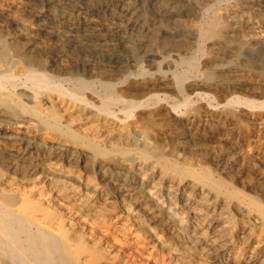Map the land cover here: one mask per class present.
I'll return each mask as SVG.
<instances>
[{
	"label": "rangeland",
	"instance_id": "obj_1",
	"mask_svg": "<svg viewBox=\"0 0 264 264\" xmlns=\"http://www.w3.org/2000/svg\"><path fill=\"white\" fill-rule=\"evenodd\" d=\"M220 1L215 0V4L213 5L215 10L221 11L231 6L237 0ZM4 2L7 5L6 7L4 6ZM154 2L155 0H150L146 5V13L148 15L153 13ZM229 2L232 4H229ZM0 4V20L2 19V21H0V55L3 48H7L5 49L7 53V63L6 65L0 63V71L6 70L5 73L9 72L7 74L16 77L14 82L0 78V92L5 89L8 92L10 91V93L18 94L20 92L18 89L21 86L30 87V84L25 81L24 77H21L25 73L28 60L30 61L31 58H35L44 61L47 66H50L48 70L50 72H55L53 74L51 73L52 77L49 78L50 84H52L51 87L49 86L46 92L44 91L41 93V104H36L35 108H39V111L42 108L41 113H45L46 111L41 117H47L48 119L55 117L57 122L62 125H59L60 130L56 131L50 127V125L46 126L37 122L36 116L33 115L32 111L20 108L18 110V108H16L18 112L16 116H19L21 119L23 118V122L10 127V132L18 135L17 137L5 139L2 137L3 131L1 130H3V124L0 118V203L5 204L4 209L0 211V240H2L0 241V264H91L85 260L86 258L83 251H79L73 246L68 245L63 239L62 234L69 235L72 229L78 235L82 236V248L87 251L91 250L89 252L92 254L94 252L97 264H111V262L112 264H264V177H262L264 176V158L258 162L255 160L254 162L252 161V163L255 164H251L247 168L246 166L248 165L239 163L232 168V171H234L232 172L233 174H229L230 177L221 170L224 160L219 166L214 163L209 165L210 163L206 164L203 163L204 160H201L204 156L209 157L211 151L217 150V142H219V139H224V137L225 139L226 137L230 138L234 136L237 131L239 132V130L240 135L237 138V143L239 147H241L240 151L252 155L255 153L253 155L255 156L259 151L264 150V131L261 132L262 134L260 133L261 135H251L248 132V127H246V122L242 120L243 118L237 117V119L235 118L237 124L235 121L232 122L233 124L229 122L221 128L218 132L219 134L215 133L219 136L218 140L217 138L215 139L212 134L206 133V137L201 138L200 144L198 143L191 147L190 150H176L169 154L170 145L165 143L159 149H149L148 153L150 155H148V157H143L138 151L141 149V146H127V144L117 140L114 132L111 133V135L103 131V127L106 124L103 115H97L93 112L95 118L91 117V111L87 107L78 105L73 100L69 99L70 97L73 98V95H75L74 97L82 98L85 102L87 101L86 103L97 108L99 106V100L107 102L110 99H117L119 95L122 98H125V96L127 97L124 91L133 85L132 82L143 77H154L159 73L158 70L161 72L169 70L173 72L175 76H180L181 78L185 77L184 79L187 84L193 83L194 81L197 82V80L207 81L208 83H214L217 80L220 82L231 80L233 82L238 79L242 80L244 86H240V89L236 88L235 90H231L229 92L230 94H227V97H229L228 99L232 97L234 100V106H232L229 111L237 112L238 114L240 105L251 104L250 106L264 107V13L260 14L259 18H257L260 26L258 25L257 28L243 33L237 40H234L236 42L232 41L233 43L231 42L230 45H226L220 51L216 43L218 41L205 34V24L211 17L209 11H204L205 13L203 12L202 18L200 17L197 20L200 33L197 34V36L183 38L176 35L174 38H164V36L155 34L153 36L152 34L140 35L127 28L126 30L122 22L118 18H115L117 16L112 7L111 10L109 7L108 11L101 8V10L87 9L86 6L89 5L88 0H0ZM113 14L114 16H112ZM88 24L89 26H87ZM199 26H201L202 29ZM96 30L101 32L99 37L95 34ZM103 31H106V33ZM178 37H180V39ZM9 48L10 50H8ZM49 48H51V51ZM7 50L9 52H7ZM173 54H176V56L180 55V57H182L181 55L187 58L191 57L192 59L191 61L189 60L188 62L182 63L176 59V56ZM155 62L159 64L156 63V65ZM220 62L222 64H220ZM165 63L167 64L165 65ZM63 67L67 69L68 72H61L62 74H60L58 69ZM116 67L118 68L116 69ZM51 68H53V70ZM175 68H177V70ZM213 69L216 70L214 71ZM107 74H109V76ZM18 75L20 77H18ZM71 77L72 79H70ZM79 81L84 83L80 85ZM106 83L116 84L117 89L120 88L119 90H123V93H119L117 89H114V91L113 89H108L104 85ZM15 85L16 87L18 85L17 89ZM90 85L91 87H89ZM75 87H77L78 90ZM257 87L260 88L257 89ZM91 90L97 95L98 100L92 101L88 98L89 94L87 93L92 92ZM159 90L160 89H155L154 91L161 95L164 94L167 101L169 100L168 102L170 103L177 102L176 104H181L183 99H187L185 104H182L183 107L180 105L179 109L176 110L178 116L184 115L189 107H192V105L197 102L196 98L190 97L192 92L186 88L183 90L184 94H179L180 96L172 91L163 93ZM252 91H255V93ZM57 92L59 93L57 94ZM196 92L203 95V99L206 103H211L213 105L217 100H220L219 98L222 96L218 93H210L203 88L197 89ZM185 95H189L190 99L186 98ZM131 98H142V95L135 94L133 97L131 96ZM23 103L25 102L23 101ZM235 104L237 105L235 106ZM221 109L222 108H219L218 111H225L224 109L220 111ZM1 110H3L2 105H0V111ZM108 110L113 112L116 117L120 119L124 118L127 123L132 121V115L129 116L131 119L125 116L122 114L119 107L109 106ZM77 112L80 114V117L76 116ZM23 113L28 117L24 116ZM83 116L87 118H83ZM101 117H103L102 120ZM236 128L238 129L236 130ZM132 130L128 129L129 133L134 135L136 132ZM73 132L75 133L73 134ZM167 139L168 138L165 137V140ZM24 140L26 141L24 142ZM44 141L46 143L52 141L61 142L69 152L71 151L70 153H72V155H69V152L67 154H60L53 150H49L45 147ZM204 145L208 146L205 147ZM242 147L244 148L242 149ZM228 148L227 146L224 150L225 152L223 151L222 154L228 152ZM218 152L219 150L216 155ZM155 153L158 154L156 157L153 156ZM219 153H221V151ZM225 161H228L227 164L232 166L233 162L230 157L225 158ZM107 166H110V168L105 171L106 175L102 177L103 170ZM190 168L195 172L193 170L192 172ZM246 172H250V174L245 176ZM51 173H53V175ZM217 173L218 175H216ZM237 174H239L240 177ZM46 176H48L49 179H46ZM139 176H141L142 179ZM224 176L228 178L224 179ZM213 181L215 184L222 182V184H220V186H222H219V189L216 188L213 186ZM255 181H257V183ZM110 182L112 183L110 184ZM260 183H262V185ZM246 185H250L251 187ZM57 187L63 189L60 195L54 192ZM223 189H226V192ZM247 193H249V195ZM55 194L56 197L54 196ZM134 198L139 201H135ZM260 201L263 202L261 203ZM146 206L147 209L152 210V212L150 211L151 214L143 213ZM164 208L171 209L172 218L175 220L173 221V219H171L172 224H169L170 220L167 219V216L164 214ZM212 208L213 210H211ZM260 208L263 209L261 210ZM159 209H161L162 212L161 210L159 211ZM11 214H13V216ZM211 216L216 217H214V219ZM220 216L224 227L221 235L216 232L219 227L217 218ZM156 217L158 219H156ZM45 223H50L51 225L48 226V224L45 225ZM177 223H181L182 225L180 224L178 226ZM58 230L61 231V235ZM177 231L179 233H176ZM11 233L13 235H10ZM4 234L8 235L4 238ZM157 240L158 242H156ZM13 242L18 244L20 251L14 250ZM66 249L71 252H68ZM210 249H212V251ZM35 250L40 251V254L36 255L34 253L36 252ZM27 252L28 255L26 254Z\"/></svg>",
	"mask_w": 264,
	"mask_h": 264
},
{
	"label": "bare ground",
	"instance_id": "obj_2",
	"mask_svg": "<svg viewBox=\"0 0 264 264\" xmlns=\"http://www.w3.org/2000/svg\"><path fill=\"white\" fill-rule=\"evenodd\" d=\"M18 1V0H17ZM33 1V0H32ZM40 1V0H39ZM87 1V0H86ZM220 1V0H219ZM227 1V0H226ZM236 1V0H234ZM2 2V1H1ZM8 2V1H7ZM80 2V1H79ZM89 5H87V9L91 8V9H106L108 11L109 7L111 10V7L114 9V13L118 18L122 24L123 27L125 26V29L127 28L128 30H131L132 32L138 33L140 35L143 34H152V36L155 35H160V36H164V38H174V36L178 35L181 36L183 38H187V37H192V36H197V34L199 33V29L197 26V20L202 16L204 11H209L211 13V17L207 20L205 27H206V32L205 34L207 36H209L210 38H215L217 44H218V49H221L223 47H225L226 45H230V43L234 40H237L240 36L243 35V33H247L248 31L257 28L259 24V21L257 18H259L260 14L264 13V0H237L235 3H230L232 4L231 6L218 11L215 10L213 5L215 4V0H155L154 5H153V13L148 15L146 13V5L150 2V0H88ZM221 2V1H220ZM5 3V2H4ZM87 4V3H86ZM223 4V3H222ZM1 5V4H0ZM218 5V3H217ZM221 5V4H220ZM4 6L6 7V3L4 4ZM228 6V5H227ZM1 7V6H0ZM219 7V6H218ZM221 7V6H220ZM223 8V7H222ZM8 9V7H7ZM6 9V10H7ZM26 9V8H25ZM24 9V10H25ZM85 9V10H87ZM100 9V10H101ZM4 10V9H2ZM1 10V11H2ZM16 10V8H15ZM149 10V9H148ZM17 11V10H16ZM80 11V10H79ZM91 11V10H90ZM95 11V10H94ZM106 11V12H107ZM11 12V10H10ZM34 12V11H33ZM1 13V12H0ZM39 13V12H38ZM86 13V12H85ZM100 13V12H99ZM112 13V12H111ZM150 13V12H149ZM205 13V12H204ZM8 14V13H7ZM6 14V15H7ZM22 16V15H21ZM30 16V15H29ZM114 16V14L112 15ZM110 16V17H112ZM8 17V16H7ZM77 17V16H76ZM86 17V16H85ZM206 17V16H205ZM208 17V16H207ZM263 17V16H262ZM10 18V17H9ZM20 18V17H19ZM88 18V17H87ZM114 18V17H113ZM202 18V17H201ZM22 19V18H21ZM117 19V20H118ZM18 20V19H17ZM30 20V19H29ZM82 20V19H81ZM110 20V19H109ZM2 21V19L0 20ZM88 21V20H87ZM203 21V20H202ZM205 21V20H204ZM98 22V21H97ZM6 23V22H5ZM21 23V22H20ZM83 23V22H82ZM87 23V22H86ZM120 23V22H118ZM201 23V22H200ZM23 25V24H22ZM114 25V24H113ZM202 25V24H201ZM26 26V25H25ZM89 26V24L87 25ZM92 26V25H90ZM95 26V25H94ZM117 26V25H116ZM264 26V25H263ZM7 27V26H6ZM201 27V26H199ZM3 28V26H2ZM1 28V29H2ZM126 29V30H127ZM202 29V27H201ZM264 29V28H263ZM105 30V29H104ZM122 30V29H120ZM119 30V31H120ZM114 31V30H113ZM112 31V32H113ZM117 31V30H116ZM115 31V32H116ZM202 31V30H201ZM259 31V30H258ZM27 32V31H26ZM104 33H106V31H103ZM127 32V31H126ZM28 33V32H27ZM34 33V32H32ZM36 33V32H35ZM108 33V32H107ZM95 34L98 35V37L101 35L100 31H95ZM117 34V33H116ZM203 34V33H202ZM263 34V33H262ZM28 35V34H27ZM78 35V34H77ZM19 36V35H18ZM91 36V35H90ZM39 37V35H38ZM92 37V36H91ZM132 37V36H131ZM135 37V36H134ZM144 37V36H143ZM157 37V36H156ZM5 38V37H4ZM32 38V37H30ZM133 38V37H132ZM136 38V37H135ZM154 38V37H153ZM158 38V37H157ZM180 39V37H178ZM199 38V37H198ZM242 38V37H241ZM256 38V37H254ZM94 39V37H93ZM251 39V38H250ZM15 40V39H14ZM23 40V39H22ZM32 40V39H31ZM76 40V39H75ZM133 40V39H132ZM137 40V39H136ZM146 40V39H145ZM152 40V39H151ZM176 40V39H174ZM189 40V39H187ZM259 40V39H258ZM30 41V40H29ZM42 41V40H41ZM141 41V40H140ZM153 41V40H152ZM155 41V40H154ZM162 41V40H161ZM177 41V40H176ZM191 41V40H190ZM243 41V40H242ZM3 42V41H2ZM9 42V41H8ZM27 42V41H26ZM31 42V41H30ZM38 42V41H37ZM49 42V41H48ZM57 42V41H56ZM115 42V41H114ZM144 42V41H143ZM178 42V41H177ZM181 42V41H180ZM194 42V41H193ZM236 42V41H234ZM24 43V42H23ZM28 43V42H27ZM26 43V44H27ZM73 43V42H72ZM117 43V42H116ZM125 43V42H123ZM137 43V42H136ZM186 43V42H185ZM198 43V40H197ZM197 43L195 42V44L197 45ZM214 43V42H213ZM212 43V44H213ZM233 43V42H232ZM254 43V42H253ZM4 44V43H3ZM11 44V43H10ZM15 44V43H14ZM159 44V43H157ZM162 44V43H161ZM167 44V43H166ZM171 44V43H170ZM176 44V43H175ZM178 44V43H177ZM187 44V43H186ZM199 44V43H198ZM235 44V43H234ZM238 44V43H236ZM246 44V43H245ZM248 44V43H247ZM256 44V43H255ZM18 45V44H17ZM50 45V43H49ZM59 45V43H58ZM84 45V44H83ZM87 45V44H86ZM107 45V44H106ZM123 45V44H122ZM188 45V44H187ZM190 45V44H189ZM232 45V44H231ZM239 45V44H238ZM237 45V47H238ZM254 45V44H253ZM258 45V43H257ZM2 46V45H1ZM15 46V45H14ZM46 46V45H45ZM85 46V45H84ZM89 46V45H88ZM124 46V45H123ZM157 46V45H156ZM210 46V45H209ZM240 46V45H239ZM248 46V45H247ZM25 47V46H24ZM81 47V46H80ZM149 47V46H148ZM169 47V46H168ZM176 47V46H175ZM186 47V46H185ZM199 47V46H198ZM228 47V46H227ZM90 48V47H89ZM124 48V47H123ZM189 48V47H188ZM216 48V46H215ZM230 48V47H229ZM239 48V47H238ZM242 48V47H240ZM261 48V47H260ZM5 49L7 48H3V51L1 52L0 55V63H2V65H6L7 63V53L5 51ZM17 49V48H16ZM20 49V48H19ZM18 49V50H19ZM51 48H49L50 50ZM58 49V48H57ZM175 49V48H174ZM185 49V48H184ZM252 49V48H251ZM10 50V48L8 49ZM7 50V52H9ZM12 50V49H11ZM25 50V48H24ZM37 50V49H36ZM39 50V49H38ZM42 50V49H41ZM103 50V49H102ZM178 50V49H177ZM244 50V49H243ZM254 50V49H252ZM16 51V50H15ZM51 51V50H50ZM56 51V50H55ZM78 51V50H77ZM83 51V50H82ZM91 51V50H90ZM105 51V50H104ZM109 51V50H108ZM112 51V50H111ZM120 51V50H119ZM181 51V50H180ZM212 51V50H211ZM236 51V50H235ZM247 51V50H246ZM261 51V50H260ZM17 52V51H16ZM60 52V51H59ZM84 52V51H83ZM102 52V51H101ZM173 52V51H171ZM185 52V51H184ZM240 52V51H239ZM238 52V53H239ZM23 53V52H22ZM31 53V52H30ZM52 53V52H51ZM156 53V51H155ZM183 53V52H181ZM195 53V52H193ZM258 53V52H257ZM15 54V53H13ZM20 54V53H19ZM29 54V51H28ZM179 54V53H178ZM184 54V53H183ZM189 54V53H188ZM220 54V53H219ZM10 55V54H9ZM18 55V54H17ZM22 55V54H21ZM176 56V54H173ZM261 55V54H260ZM263 55V54H262ZM153 56V55H152ZM166 56V55H165ZM182 57L176 56L175 58L178 59L180 62L185 63L188 62L189 60L191 61V57L187 58V57H183V55H181ZM211 56V55H210ZM17 57V56H14ZM36 57V56H35ZM43 57V56H42ZM171 57V56H170ZM193 57V56H192ZM195 57V56H194ZM197 57V56H196ZM212 57V56H211ZM224 57V56H222ZM221 57V58H222ZM21 58V57H18ZM17 58V59H18ZM59 58V57H58ZM161 58V57H160ZM210 58V57H209ZM30 59V58H29ZM39 59V58H38ZM47 59V58H46ZM164 59V58H163ZM162 59V60H163ZM173 59V57H172ZM207 59V58H206ZM213 59V58H212ZM16 60V59H15ZM26 60V58H25ZM48 60V59H47ZM175 60V59H174ZM109 61V60H108ZM113 61V60H112ZM157 61V60H156ZM213 61V60H212ZM211 61V62H212ZM215 61V60H214ZM25 62V61H24ZM27 62V61H26ZM71 62V61H70ZM169 62V61H168ZM174 62V61H173ZM197 62V61H196ZM116 63V62H115ZM157 62H155L156 64ZM227 63V62H226ZM75 64V63H74ZM159 64V63H157ZM156 64V65H157ZM167 63H165L166 65ZM190 64V62H189ZM197 64V63H196ZM211 64V63H210ZM214 64V63H213ZM220 64H222L220 62ZM25 65V64H24ZM59 65V64H58ZM180 65V64H178ZM225 65V63H224ZM170 66V65H168ZM183 66V65H182ZM207 66V65H206ZM210 66V65H209ZM212 66V64H211ZM223 66V65H222ZM226 66V65H225ZM231 66V65H230ZM2 67V66H1ZM5 67V66H4ZM156 67V66H155ZM158 67V66H157ZM160 67V66H159ZM188 67V66H187ZM236 67V66H235ZM7 68V67H5ZM48 68H50V66H47L46 63L44 61L41 60H37L35 58H31L30 61L28 60V63L26 65V69H25V73L21 76L24 77L25 81L28 82L30 84V87L27 88V86H21L18 90H20V92L18 94H14V93H10V91H6L5 89L2 90L1 88V92H0V105H2L3 110L0 111V118H1V122L3 124V131L2 132V137L5 139H12L17 137L18 135L13 134L12 132H10V127L13 125H16L18 123H22L23 122V118H19V116L17 117L16 114L18 113L16 111V108L20 109H25V110H30L32 111L33 115L36 116V120L37 122L44 124L46 126L50 125V127H52L54 130L59 131L60 127L57 120L54 118L52 119H45L43 117H41V115H44L46 113H41V109L40 111L38 109L35 108L36 104H41V93H43L44 91L46 92V90L49 88V86L51 87L52 84H50L51 82L49 81L52 77L51 73L53 74L54 72L52 71L53 68H51L50 70L52 72H50L48 70ZM84 68V67H83ZM118 67H116L117 69ZM164 68V67H163ZM209 68V67H208ZM213 68V67H210ZM240 68V67H239ZM111 69V68H110ZM174 69V68H172ZM171 69V70H172ZM177 70V68H175ZM249 69V68H248ZM92 70V69H91ZM152 70V69H151ZM154 70V67H153ZM175 70V71H176ZM214 70V69H213ZM216 70V69H215ZM214 70V71H215ZM219 70V69H218ZM6 71V70H5ZM4 70L0 71V78H4L7 79L11 82H14L16 80V77L11 75V74H7L5 73ZM9 71V70H8ZM50 73H48V72ZM156 71V70H155ZM213 71V72H214ZM245 71V70H244ZM58 72H60V74L62 73H66L68 72L67 69L61 68L58 69ZM62 72V73H61ZM145 72V71H144ZM159 73H157L156 76H149V77H143L140 78L139 80L132 82L133 85L127 89L126 91H124V93L127 94V97L125 96V98H122L120 95L117 97V99H110L107 102H102L99 100V106L97 108H95L92 105H89L88 103H86L84 101V99L82 98H78V97H74L75 95H73V98H69L71 100H73L76 104L78 105H83V107H87L91 112H90V116L95 118V115L93 112H95V114H99V115H103L105 117V126L103 127V131L106 134H111L114 132V135L116 136L117 140L127 144V146H141V149L138 150L140 155L143 157H148V155H150L148 153L149 149H159L161 148L165 143H168L170 145V153L177 151H187L190 150L191 147L197 145L201 138H205L206 137V133H210L214 136V138L217 140L219 139V136L216 135L215 133H218L221 128H223V126L229 122H234L235 118L237 119V117H242L249 129V133L253 136H257L258 134H260L261 132L264 131V107H258V106H250V105H240L239 110H238V114L237 112H232L229 111L231 109L232 106H234V100L231 97L230 99H228L229 97H227V94L231 91V90H235L236 88L240 89V86H244L242 83V80H235L232 82L231 81H225V82H220V81H216L214 83H208L207 81H198L197 82H193L190 84H187L185 82V77L181 78L180 76H175L173 74V72H170L169 70L161 72L160 70H158ZM188 72V71H187ZM186 72V73H187ZM195 72V71H194ZM220 72V71H219ZM222 72V71H221ZM150 73V71H149ZM153 73V72H152ZM176 73V72H175ZM184 73V72H183ZM197 73V72H196ZM215 73V72H214ZM239 73V72H238ZM15 74V73H14ZM18 74V73H17ZM110 74V73H109ZM109 74H107L109 76ZM117 74V73H116ZM139 74V73H138ZM136 74V75H138ZM144 74V73H143ZM146 74V73H145ZM223 74V73H222ZM235 74V73H234ZM105 75V74H104ZM148 75V74H146ZM182 75V74H181ZM198 75V74H197ZM229 75V74H228ZM116 76V75H115ZM132 76V75H131ZM143 76V75H142ZM141 76V77H142ZM213 76V75H212ZM215 76V75H214ZM235 76V75H233ZM239 76V75H238ZM245 76V75H244ZM247 76V75H246ZM250 76V75H249ZM18 77H20L18 75ZM58 77V76H57ZM130 77V76H129ZM134 77V76H133ZM139 77V76H138ZM222 77V76H221ZM220 77V78H221ZM64 78V77H63ZM237 78V77H236ZM262 78V77H261ZM68 79V78H67ZM72 79V77L70 78ZM127 79V78H126ZM184 79V80H183ZM200 79V78H199ZM216 79V78H215ZM223 79V78H222ZM228 79V78H227ZM245 79V78H244ZM1 80V79H0ZM3 80V79H2ZM21 80V79H20ZM19 80V81H20ZM108 80V78H107ZM117 80V79H116ZM122 80V79H121ZM133 80V79H132ZM187 80V79H186ZM211 80V79H210ZM221 80V79H220ZM229 80V79H228ZM246 80V79H245ZM260 80V79H259ZM4 81V80H3ZM18 81V82H19ZM73 81V80H72ZM71 81V82H72ZM77 81V80H75ZM84 81V80H83ZM112 81V80H110ZM130 81V80H129ZM248 81V80H247ZM256 81V80H254ZM262 81V80H261ZM6 82V81H5ZM68 82V81H67ZM118 82V81H117ZM125 82V81H124ZM128 82V81H127ZM260 82V81H259ZM258 82V83H259ZM17 83V82H16ZM76 83V82H75ZM84 82L79 81V84H83ZM121 83V81H120ZM245 83V82H244ZM252 83V82H251ZM262 83V82H260ZM259 83V84H260ZM264 83V82H263ZM7 84V83H6ZM59 84V83H58ZM65 84V83H64ZM78 84V83H77ZM248 84V83H247ZM258 84V85H259ZM55 85V83H54ZM102 85V84H101ZM108 89L114 91V89H117V85L116 84H111V83H106L104 84ZM124 85V84H122ZM256 85V84H255ZM16 87V85H15ZM18 87V85H17ZM16 87V89H17ZM91 87V85L89 86ZM116 87V88H115ZM246 87V85H245ZM7 88V87H6ZM77 90L78 88L75 87ZM82 88V87H81ZM100 88V87H99ZM184 88L188 89L190 92H192V95L190 96L191 98H196L197 102L194 103V105H192V107H189L188 111L182 115V116H178L176 114V110L179 109L180 105L181 107H183V105L185 104L187 99H183L182 103H170L167 101L166 96L163 94H158L156 93L154 90L155 89H160L159 91L167 92V91H172L177 93V95L182 94ZM199 88H203L206 91L210 92V93H218L219 95H222L221 98H219L220 100H217L214 105L211 103H206L203 99V95L201 93L196 92L197 89ZM250 88V87H248ZM252 88V87H251ZM254 88V87H253ZM260 87H257V89ZM12 89V88H10ZM55 89V88H54ZM86 89V87H85ZM88 89V88H87ZM90 89V88H89ZM103 89V88H102ZM106 89V88H104ZM120 88H118L117 90H119ZM123 89V88H122ZM244 89V88H243ZM263 89V87H262ZM15 90V89H12ZM57 90V88H56ZM58 90H59V85H58ZM63 90V89H62ZM60 90V91H62ZM83 90V89H82ZM81 90V91H82ZM93 90V89H92ZM91 90V91H92ZM247 90V89H246ZM250 90V89H249ZM255 90V89H254ZM51 91V90H50ZM59 91V92H60ZM104 91V90H102ZM112 91V92H113ZM123 91V90H122ZM121 90H119V93H123ZM256 91V90H255ZM255 91H252L253 93H255ZM262 91V90H261ZM49 92V91H47ZM56 92V91H55ZM57 92V94L59 93ZM68 92V91H66ZM88 92V91H87ZM96 92V91H95ZM105 92V91H104ZM117 92V93H118ZM17 93V92H16ZM50 93V92H49ZM62 93V92H61ZM109 93V92H108ZM107 93V94H108ZM204 93V92H203ZM234 93V92H233ZM240 93V92H239ZM244 93V92H243ZM258 93V91H257ZM69 94V93H67ZM89 94L90 100L92 101H96L98 100L97 95L92 91L87 93ZM135 94H141L142 98H137V99H133L131 98V96L133 97ZM168 94V93H167ZM184 94V93H183ZM207 94V93H206ZM205 94V95H206ZM230 94V93H229ZM63 95V94H62ZM66 95V94H65ZM64 95V97H65ZM80 95V94H79ZM102 95V94H101ZM190 95V94H189ZM186 96V98L190 99V97ZM209 95V94H208ZM215 95V94H214ZM69 96V95H67ZM111 96V95H110ZM174 96V95H173ZM172 96V97H173ZM180 96V95H179ZM236 96V95H235ZM263 96V95H262ZM184 97V96H183ZM215 97V96H214ZM62 98V97H61ZM178 98V97H177ZM185 98V97H184ZM206 98V96H205ZM213 98V97H212ZM217 98V99H218ZM236 98V97H235ZM49 99V98H48ZM51 99V98H50ZM56 99V98H55ZM193 100V99H192ZM191 100V102H192ZM23 101L25 103H23ZM52 101V100H51ZM181 101V100H180ZM214 101V100H213ZM237 101V100H236ZM244 102V101H243ZM53 103V102H52ZM190 103V102H189ZM253 103V102H252ZM255 103V102H254ZM259 103V102H258ZM43 104V103H42ZM54 104V103H53ZM183 104V105H182ZM257 104V103H256ZM263 104V103H262ZM52 105V104H51ZM73 105V104H72ZM188 105V104H187ZM237 104H235L236 106ZM54 106V105H53ZM52 106V108H53ZM109 106H115V107H119L120 111L122 112V114H124L125 116L129 117L130 115H132V121L130 123H127L126 120L124 118L120 119L118 117L115 116V114L111 111L108 110ZM55 108V106H54ZM53 108V109H54ZM82 108V107H81ZM222 108L225 111L224 112H219L218 109ZM181 109V108H180ZM184 109V108H183ZM222 109L220 111H222ZM238 109V108H237ZM67 110V109H66ZM82 110V109H81ZM88 110V111H89ZM66 112V111H65ZM69 112V111H68ZM185 112V110H184ZM27 113V112H26ZM55 113V112H54ZM117 113V112H116ZM120 113V112H119ZM118 113V114H119ZM31 114V113H30ZM29 114V115H30ZM56 114V113H55ZM121 114V113H120ZM24 115V113H23ZM22 115V117H23ZM27 116V115H24ZM47 116V115H46ZM56 116V115H55ZM77 117H80V114L77 112L76 114ZM82 116V115H81ZM28 117V116H27ZM72 117V116H71ZM86 117V116H85ZM83 116V118H85ZM97 117V116H96ZM31 118V117H30ZM75 118V117H74ZM82 118V119H83ZM87 118V117H86ZM130 118V117H129ZM72 119V118H71ZM78 119V118H77ZM103 119V117H101V120ZM131 119V118H130ZM75 120V119H74ZM73 120V121H74ZM99 120V118H98ZM239 120V119H238ZM30 121V120H29ZM91 121V119H90ZM128 121V119H127ZM241 121V120H240ZM76 122V121H75ZM92 122V121H91ZM82 123V122H81ZM97 123V122H96ZM236 123V121H235ZM242 123V122H241ZM63 124V123H62ZM84 124V122H83ZM233 124V123H232ZM237 124V123H236ZM30 125V124H29ZM91 125V123H90ZM93 125V124H92ZM229 125V124H228ZM27 126V125H26ZM62 126V125H61ZM65 126V125H64ZM67 126V125H66ZM83 126V125H82ZM88 126V125H87ZM240 126V125H239ZM245 127V128H246ZM226 128V127H225ZM65 129V128H64ZM88 129V128H87ZM128 129H133L136 133L134 135H132L131 133H129ZM238 128H236L237 130ZM242 129V128H241ZM247 129V130H248ZM67 130V128H66ZM69 130V127H68ZM84 130V129H83ZM132 130V131H133ZM235 130V131H236ZM243 130V129H242ZM63 131V130H62ZM93 131V130H92ZM226 131V130H225ZM72 132V131H71ZM94 132V131H93ZM131 132V131H130ZM223 132V130H222ZM231 132V131H230ZM233 132V131H232ZM16 133V132H15ZM75 132H73L74 134ZM242 133V132H241ZM93 134V133H92ZM131 134V135H130ZM219 134V133H218ZM245 134V133H244ZM262 134V133H261ZM260 134V135H261ZM112 135V134H111ZM226 135V134H225ZM240 135V130L239 132L237 131V133L228 138L224 137V139H219L217 142L218 146H217V150H213L211 151L210 156H204L202 157L201 160H204L203 163H210L209 165H211V163L216 164L217 166H219V164L221 165V162L224 160V164L223 166H221V170L225 173V174H231L232 168H234L235 166H237L239 163L242 165H248L246 166L249 167V165L251 164H255L252 163V161L254 162V160L256 162L260 161L261 159L264 158V150L261 151H257L258 154L253 156L255 153L250 154V153H244L240 151L239 144L237 143V138ZM76 136V135H75ZM108 136V135H107ZM212 136V138H213ZM218 136V137H216ZM243 136V135H241ZM65 137V136H64ZM79 137V135H78ZM165 137H167L168 139L165 140ZM210 137V135H209ZM223 137V136H222ZM246 137V136H245ZM259 137V136H258ZM23 138V137H22ZM82 138V137H81ZM86 138V137H85ZM248 138V137H247ZM246 138V139H247ZM264 138V137H263ZM112 139V138H111ZM259 139V138H258ZM262 139V138H261ZM260 139V140H261ZM84 140V139H83ZM213 140V139H212ZM244 140V139H243ZM252 140V139H251ZM257 140V139H256ZM21 141V139H20ZM26 140H24L25 142ZM86 141V139H85ZM167 141V142H166ZM204 141V140H203ZM262 141V140H261ZM45 142V141H44ZM109 142V141H108ZM114 142V141H113ZM208 142V141H207ZM210 142V141H209ZM239 142V141H238ZM264 142V141H263ZM91 143V142H90ZM110 143V142H109ZM116 143V142H115ZM205 143V141H204ZM213 143V142H212ZM246 143V142H245ZM18 144V143H17ZM45 147L49 150H53L56 153H60V154H64V153H68L69 150L61 143V142H49V143H44ZM200 144V143H199ZM251 144V143H250ZM249 144V145H250ZM92 145V144H91ZM104 145V144H103ZM109 145V144H108ZM212 145V144H211ZM256 145V144H255ZM263 145V144H262ZM126 146V145H125ZM205 146V145H204ZM208 146V145H207ZM205 146V147H207ZM227 146L229 147V151L222 154V152L225 150V148H227ZM247 146V145H246ZM96 147V146H95ZM211 147V146H209ZM208 147V148H209ZM214 147V146H213ZM252 147V146H251ZM102 148V145H101ZM107 148V147H106ZM124 148V147H123ZM136 148V147H135ZM199 148V147H198ZM244 147H242L243 149ZM250 148V147H249ZM126 149V148H125ZM131 149V148H130ZM214 149V148H212ZM95 150V149H94ZM103 150V149H102ZM108 150V149H107ZM119 150V149H118ZM127 150V149H126ZM209 150V149H208ZM219 150V152L221 151V153L218 152V154L216 155L217 151ZM256 150V149H255ZM136 151V150H135ZM71 152V151H70ZM68 153L69 155H72V153ZM77 152V151H76ZM79 152V151H78ZM104 152V151H103ZM107 152V151H106ZM151 152V151H150ZM208 152V151H206ZM225 152V151H224ZM246 152V151H245ZM253 152V150H252ZM7 153V152H6ZM100 153V152H99ZM124 153V152H123ZM154 153V152H153ZM167 153V152H166ZM190 153V152H188ZM204 153V151H203ZM202 153V155H203ZM23 154V153H22ZM117 154V153H115ZM130 154V153H129ZM168 154V155H169ZM199 154V153H198ZM207 154V153H205ZM15 155V154H13ZM29 155V154H28ZM86 155V153H85ZM88 155V154H87ZM114 155V154H113ZM152 155V154H151ZM158 154H154L153 156L156 157ZM165 155V154H164ZM173 155V154H172ZM178 155V154H176ZM185 155V154H184ZM196 155V153H195ZM22 156V155H21ZM20 156V157H21ZM56 156V154H55ZM151 156V157H153ZM27 157V156H26ZM57 157V156H56ZM67 157V155H66ZM65 157V158H66ZM169 157V156H168ZM172 157V156H171ZM184 157V156H183ZM230 157L232 159V166H230V164H227L228 161H225V158ZM13 158V157H12ZM19 158V157H18ZM76 158V157H75ZM118 158V157H117ZM163 158V157H162ZM170 158V157H169ZM168 158V160H169ZM199 158V157H198ZM197 158V159H198ZM151 159V158H150ZM160 159V158H159ZM175 159V158H174ZM178 159V158H177ZM176 159V161H177ZM184 159V158H183ZM190 159V158H189ZM12 160V159H10ZM28 160V159H27ZM146 160V159H145ZM155 160V159H154ZM173 160V159H172ZM199 160V159H198ZM200 160V161H201ZM33 161V160H31ZM30 161V162H31ZM161 161V160H160ZM196 161V160H195ZM198 161V162H200ZM10 162V161H9ZM18 162V161H17ZM26 162V161H25ZM165 162V160H164ZM170 162V160H169ZM173 162V161H172ZM178 162V161H177ZM197 162V161H196ZM21 163V162H20ZM29 163V162H28ZM103 163V162H102ZM144 163V162H143ZM150 163V162H149ZM192 163V162H191ZM202 163V161H201ZM231 163V162H230ZM18 164V163H16ZM50 164V163H49ZM48 164V165H49ZM58 164V163H57ZM159 164V163H158ZM173 164V163H171ZM181 164V163H180ZM188 164V163H187ZM196 164V163H195ZM263 164V163H262ZM24 165V164H23ZM34 165V164H33ZM41 165V164H40ZM45 165V164H44ZM52 165V164H51ZM150 165V164H149ZM148 165V167H149ZM154 165V164H153ZM170 165V164H169ZM175 165V164H174ZM191 165V164H190ZM204 165V164H203ZM29 166V165H28ZM47 166V165H46ZM101 166V164H100ZM113 166V165H112ZM146 166V165H145ZM152 166V165H151ZM166 166V165H165ZM184 166V165H182ZM187 166V165H186ZM200 166V165H199ZM202 166V165H201ZM213 166V165H212ZM258 166V163H257ZM256 166V167H257ZM262 166V165H261ZM58 167V166H57ZM157 167V166H156ZM180 167V166H179ZM189 167V166H188ZM204 167V166H203ZM209 167V166H208ZM245 167V166H244ZM252 167V166H251ZM260 167V166H259ZM27 168V167H26ZM42 168V167H41ZM46 168V167H45ZM101 168V167H100ZM110 168V166H107L104 168L103 173H102V177H104L105 171H107ZM117 168V167H116ZM120 168V167H119ZM173 168V167H172ZM181 168V167H180ZM185 168V167H184ZM192 168V167H191ZM190 168V169H191ZM197 168V167H196ZM206 168V167H205ZM214 168V167H213ZM34 169V168H33ZM112 169V168H111ZM161 169V168H160ZM183 169V168H181ZM180 169V171H181ZM217 169V168H216ZM241 169V168H240ZM256 169V168H255ZM45 170V169H44ZM140 170V169H139ZM138 170V171H139ZM185 170V169H184ZM193 169H191L192 171ZM196 170V169H195ZM200 170V169H199ZM207 170V169H206ZM264 170V168H263ZM52 171V170H51ZM100 171V170H99ZM113 171V170H112ZM117 171V170H116ZM146 171V170H145ZM164 171V170H163ZM167 171V170H166ZM194 171V170H193ZM192 171V172H193ZM201 171V170H200ZM236 171V170H235ZM247 171V169H246ZM253 171V170H252ZM41 172V171H40ZM47 172V171H46ZM50 172V171H49ZM53 172V171H52ZM115 172V171H114ZM174 172V171H173ZM177 172V171H176ZM179 172V171H178ZM187 172V171H186ZM190 172V171H189ZM195 172V171H194ZM241 172V171H240ZM239 172V173H240ZM264 172V171H263ZM42 173V172H41ZM48 173V172H47ZM57 173V171H56ZM60 173V172H59ZM136 173V172H135ZM144 173V172H143ZM147 173V172H146ZM199 173V172H198ZM210 173V172H209ZM208 173V174H209ZM238 173V172H237ZM242 173V172H241ZM255 173V172H254ZM31 174V173H29ZM45 174V172H44ZM53 175V173H51ZM112 174V173H111ZM117 174V173H116ZM119 174V171H118ZM139 174V173H138ZM137 174V175H138ZM142 174V173H141ZM192 174V173H190ZM195 174V173H194ZM193 174V175H194ZM211 174V173H210ZM233 174V173H232ZM250 172H246V175H249ZM252 174V173H251ZM61 175V174H58ZM122 175V174H121ZM127 175V174H126ZM167 175V174H166ZM207 175V174H206ZM205 175V176H206ZM218 175V173L216 174ZM239 176V174H237ZM241 175V174H240ZM243 175V174H242ZM260 175V174H258ZM203 176V175H202ZM210 176V175H209ZM214 176V175H213ZM212 176V177H213ZM251 176V175H250ZM261 176V175H260ZM107 177V176H106ZM112 177V176H111ZM127 177V176H125ZM138 177V176H137ZM141 178V176H139ZM144 177V176H143ZM197 177V176H194ZM230 177V176H229ZM240 177V176H239ZM244 177V176H243ZM253 177V176H251ZM264 177V176H262ZM39 178V176H38ZM46 179H49L48 176L45 177ZM44 178V179H45ZM199 178V177H198ZM211 178V177H210ZM208 178V179H210ZM226 177L224 176V179ZM228 178V177H227ZM226 178V179H227ZM247 178V177H246ZM245 178V179H246ZM256 178V177H254ZM102 179V178H101ZM111 179V178H110ZM139 179V178H137ZM142 179V178H141ZM207 179V180H208ZM253 179V178H252ZM262 179V178H261ZM36 180V179H35ZM113 180V179H112ZM132 180V179H131ZM238 180V179H237ZM254 180V179H253ZM135 181V180H134ZM211 181V180H209ZM208 181V182H209ZM215 181V180H214ZM213 181V186H215L216 188H220V184H215ZM228 181V180H226ZM239 181V180H238ZM237 181V182H238ZM243 181V180H242ZM241 181V182H242ZM116 182V181H115ZM159 182V181H158ZM212 182V181H211ZM217 182V181H216ZM220 182V181H219ZM225 182V181H223ZM230 182V181H229ZM239 182V183H241ZM244 182V181H243ZM257 183V181H255ZM112 182H110L111 184ZM163 183V182H162ZM173 183V181H172ZM178 183V182H177ZM227 183V182H226ZM225 183V184H226ZM249 183V182H248ZM42 184V183H41ZM115 184V183H114ZM118 184V183H117ZM194 184V183H193ZM224 184V185H225ZM259 184V182H258ZM257 184V185H258ZM262 185V183H260ZM49 185V183H48ZM133 185V184H132ZM209 185V184H208ZM223 185V186H224ZM230 185V184H229ZM264 185V184H263ZM220 186V187H219ZM228 186V184H227ZM245 186V185H244ZM251 187L250 185H246ZM259 186V185H258ZM198 187V186H197ZM209 187V186H208ZM229 187V186H228ZM255 187V186H254ZM257 187V186H256ZM147 188V187H145ZM150 188V187H149ZM194 188V187H193ZM200 188V187H199ZM226 188V187H223ZM233 188V187H232ZM122 189V188H121ZM134 189V188H133ZM176 189V188H175ZM205 189V188H204ZM230 189V188H229ZM236 189V188H235ZM244 189V187H243ZM246 189V188H245ZM125 190V189H124ZM137 190V189H135ZM134 190V191H135ZM152 190V189H151ZM154 190V189H153ZM224 190V189H223ZM226 190V189H225ZM224 190V191H225ZM242 190V189H240ZM239 190V191H240ZM253 190V189H251ZM259 190V189H258ZM257 190V191H258ZM61 191H63L62 188L57 187L56 190L54 192H56L58 195L61 194ZM119 191L121 192V190L119 189ZM145 191V190H144ZM143 191V192H144ZM150 191V190H149ZM169 191V190H168ZM198 191V190H197ZM222 191V190H221ZM234 191V190H233ZM248 191V190H247ZM254 191V190H253ZM256 191V190H255ZM117 192V191H116ZM153 192V191H152ZM158 192V191H156ZM209 192V190H208ZM226 192V191H225ZM232 192V191H231ZM242 192V191H240ZM172 193V192H171ZM198 193V192H197ZM207 193V192H206ZM228 193V191H227ZM238 193V192H237ZM246 193V192H245ZM254 193V192H253ZM252 193V194H253ZM263 193V192H262ZM150 194V193H149ZM155 194V193H154ZM200 194V193H199ZM249 195V193H247ZM245 194V195H247ZM128 195V194H127ZM130 195V194H129ZM135 195V193H134ZM146 195V194H145ZM148 195V194H147ZM153 195V194H152ZM173 195V193H172ZM208 195V194H207ZM56 197V194L54 195ZM104 196V195H103ZM125 196V195H123ZM137 196V194H136ZM149 196V195H148ZM228 196V195H227ZM253 196V195H252ZM98 197V196H97ZM100 197V195H99ZM118 197V196H117ZM132 197V196H131ZM140 197V195H139ZM172 197V196H171ZM229 197V196H228ZM246 197V196H245ZM257 197V196H256ZM263 197V196H262ZM107 198V197H106ZM133 198V197H132ZM157 198V197H156ZM187 198V197H186ZM212 198V197H211ZM248 198V197H247ZM252 198V197H251ZM255 198V197H254ZM100 199V198H99ZM173 199V198H172ZM203 199V198H202ZM206 199V198H205ZM209 199V198H208ZM233 199V198H232ZM236 199V198H235ZM123 200V199H122ZM135 200V198H134ZM133 200V201H134ZM245 200V198H244ZM243 200V201H244ZM260 200V199H259ZM137 201V200H135ZM134 201V202H135ZM139 201V200H138ZM137 201V202H138ZM153 201V200H152ZM209 201V200H208ZM251 201V199H250ZM249 201V202H250ZM141 202V201H140ZM210 202V201H209ZM241 202V201H240ZM256 202V201H255ZM261 202V201H260ZM263 202V201H262ZM261 202V203H262ZM105 203V202H104ZM128 203V202H126ZM136 203V202H135ZM158 203V202H157ZM258 203V201H257ZM103 204V203H102ZM134 204V203H133ZM138 204V203H137ZM135 204V205H137ZM169 204V203H168ZM104 205V204H103ZM120 205V204H119ZM141 205V204H140ZM185 205V204H184ZM214 205V204H213ZM255 205L257 206V204L255 203ZM5 204L4 203H0V211H2V209H4ZM121 206V205H120ZM129 206V205H128ZM206 206V205H205ZM263 206V205H262ZM261 206V207H262ZM20 207V206H19ZM145 207V206H142ZM158 207V205H157ZM169 207V206H168ZM203 207V206H202ZM209 207V206H208ZM260 207V206H259ZM122 208V207H121ZM140 208V207H139ZM167 208V207H166ZM36 209V208H35ZM130 209V208H129ZM142 209V208H140ZM219 209V208H218ZM261 209V208H260ZM263 209V208H262ZM261 209V210H262ZM161 209H159L160 211ZM171 209H163L164 214L167 216V219L170 220L169 224H172L171 219L172 218V213L170 211ZM213 210V208L211 209ZM258 210V209H257ZM127 211V208H126ZM150 211L152 212V210L144 209L143 213L146 214H151ZM190 211V210H189ZM196 211V210H195ZM220 211V210H219ZM264 211V210H263ZM157 212V211H156ZM155 212V213H156ZM162 212V210H161ZM160 212V213H161ZM258 212V211H257ZM32 213V212H31ZM94 213V212H93ZM194 213V212H193ZM262 213V212H261ZM6 214V213H5ZM8 214V213H7ZM177 214V213H176ZM175 214V215H176ZM209 214V213H208ZM13 216V214H11ZM36 215V214H35ZM155 215V214H154ZM153 215V216H154ZM262 215V214H261ZM11 216V217H12ZM16 216V215H15ZM38 216V215H37ZM148 216V215H147ZM156 216V215H155ZM154 216V217H155ZM164 216V215H163ZM217 216V214H216ZM214 216V217H216ZM226 216V215H225ZM201 217V216H200ZM212 217V216H211ZM212 217V218H214ZM10 218V217H9ZM20 218V217H19ZM22 218V217H21ZM27 218V217H26ZM37 218V217H36ZM206 218V217H205ZM156 219H158L156 217ZM153 219V220H156ZM166 219V218H165ZM166 219V220H167ZM215 219V218H214ZM213 219V220H214ZM179 220V219H177ZM176 220V221H177ZM40 221V220H39ZM173 221H175L173 219ZM209 221V220H208ZM217 221H219V227L218 230L216 231L218 234H222L224 227H223V223L221 222V216L217 218ZM6 223V222H5ZM208 223V222H207ZM212 223V222H211ZM48 224V226H50V223H45V225ZM168 224V222H167ZM181 224V223H180ZM179 223H177V225H180ZM210 224V223H209ZM213 224V223H212ZM34 225V224H33ZM165 225V224H164ZM182 225V224H181ZM215 225V223H214ZM169 226V225H168ZM226 226V225H224ZM166 227V226H165ZM164 227V228H165ZM176 227V226H175ZM183 227V226H182ZM49 228V227H48ZM174 228V227H173ZM177 228V227H176ZM1 229V228H0ZM5 229V228H4ZM167 229V228H166ZM15 230V229H14ZM173 230V229H172ZM180 230V229H179ZM72 232L68 235V234H62L63 239L65 240V242L70 245L73 246L75 249L77 250H81L83 251V253L85 254V260L91 264H97L96 261L97 259L95 258L94 252L93 254L90 253L89 251L91 250H86L82 248V243H83V239L82 236L78 235L73 229L71 230ZM183 231V230H182ZM215 231V230H214ZM1 232V231H0ZM7 232V231H6ZM45 232V231H44ZM59 234L61 235V231L58 230ZM176 233H179L178 231ZM175 233V234H176ZM1 234V233H0ZM227 234V233H226ZM6 235L8 234H4L3 237L5 238ZM10 235H13L12 233ZM19 235V234H18ZM181 235V233H180ZM215 235V233H214ZM54 236V235H53ZM177 236V235H176ZM103 238V237H102ZM97 239V238H96ZM157 239V238H156ZM155 239V240H156ZM214 239V238H213ZM226 239V238H225ZM106 240V239H105ZM219 240V239H218ZM2 241V240H0ZM21 241V240H20ZM23 241V240H22ZM87 241V240H85ZM107 241V240H106ZM158 242V240L156 241ZM98 244V243H97ZM24 245V244H22ZM26 245V244H25ZM162 245V244H161ZM39 246V245H38ZM25 247V246H24ZM27 247V246H26ZM31 247V246H30ZM162 247V246H161ZM13 248L15 251H20L18 248V244L16 242H13ZM210 248V247H209ZM36 249V248H35ZM6 250V249H5ZM67 250V249H66ZM212 251V249H210ZM216 250V249H215ZM27 251V250H26ZM36 252H34L36 255L40 254V251L35 250ZM68 251V250H67ZM70 251V250H69ZM68 251V252H69ZM219 251V250H218ZM71 252V251H70ZM119 252V251H118ZM19 253V252H18ZM207 253V252H206ZM7 254V253H6ZM28 255V252L26 253ZM208 254V253H207ZM217 254V253H216ZM8 255V254H7ZM23 255V254H22ZM54 255V254H52ZM255 256V255H254ZM256 257V256H255ZM11 258V257H10ZM66 258V257H64ZM213 258V256H212ZM14 259V258H13ZM33 259V258H32ZM126 259V258H125ZM215 259V258H214ZM258 259V258H257ZM17 260V259H16ZM82 261V260H81ZM77 262V261H76ZM82 263V262H81ZM108 263V262H107ZM46 264V263H45ZM74 264V263H73ZM112 264V262H111Z\"/></svg>",
	"mask_w": 264,
	"mask_h": 264
}]
</instances>
